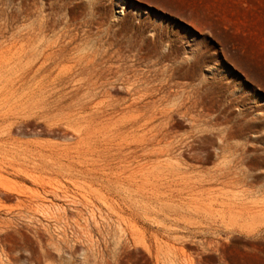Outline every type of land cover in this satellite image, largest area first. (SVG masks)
Returning <instances> with one entry per match:
<instances>
[{"label": "rangeland", "instance_id": "obj_1", "mask_svg": "<svg viewBox=\"0 0 264 264\" xmlns=\"http://www.w3.org/2000/svg\"><path fill=\"white\" fill-rule=\"evenodd\" d=\"M0 264H264V0H0Z\"/></svg>", "mask_w": 264, "mask_h": 264}]
</instances>
